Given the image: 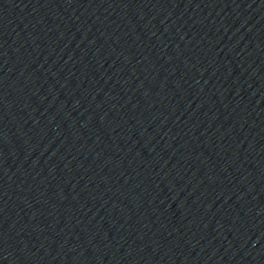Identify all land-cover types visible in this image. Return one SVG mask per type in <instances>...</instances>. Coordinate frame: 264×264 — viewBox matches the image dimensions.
Returning <instances> with one entry per match:
<instances>
[{"label":"water","instance_id":"1","mask_svg":"<svg viewBox=\"0 0 264 264\" xmlns=\"http://www.w3.org/2000/svg\"><path fill=\"white\" fill-rule=\"evenodd\" d=\"M167 264H264V0H46Z\"/></svg>","mask_w":264,"mask_h":264}]
</instances>
